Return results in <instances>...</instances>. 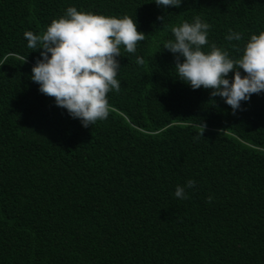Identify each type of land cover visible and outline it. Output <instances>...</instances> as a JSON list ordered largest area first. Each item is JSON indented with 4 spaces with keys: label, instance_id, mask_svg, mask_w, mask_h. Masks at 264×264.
Listing matches in <instances>:
<instances>
[{
    "label": "trees",
    "instance_id": "trees-1",
    "mask_svg": "<svg viewBox=\"0 0 264 264\" xmlns=\"http://www.w3.org/2000/svg\"><path fill=\"white\" fill-rule=\"evenodd\" d=\"M69 7L145 34L120 47V90L88 127L31 79L42 49L24 36ZM197 16L202 51L238 59L264 31V0H0V264H264V91L234 112L178 79L164 45Z\"/></svg>",
    "mask_w": 264,
    "mask_h": 264
},
{
    "label": "clouds",
    "instance_id": "clouds-1",
    "mask_svg": "<svg viewBox=\"0 0 264 264\" xmlns=\"http://www.w3.org/2000/svg\"><path fill=\"white\" fill-rule=\"evenodd\" d=\"M158 6L179 7L181 0H155ZM163 21L164 17H158ZM210 25L196 17L194 23L184 22L171 28L174 40H168L164 49L176 56L178 79L193 89H213V97L220 96L233 111L251 94L264 91V31L253 34L238 59L229 58L215 44L205 53L201 46L208 44ZM28 47L41 50L31 79L40 85V91L55 98L56 105L64 108L73 118H79L84 127L104 120L109 115L107 94L120 90L116 79L120 67L116 57L123 45L128 53H135L138 42L145 34L137 30L134 20L95 15L69 7L66 15L54 19L42 35L24 33ZM226 39L240 41V33H231ZM236 47V45H233ZM50 54V55H49ZM183 57V62L180 57ZM136 63L143 65L142 57ZM240 69L246 75H241ZM230 72L234 76L230 82ZM194 180L184 187L177 186L175 196L186 199L185 187L192 189ZM211 202L212 197H209Z\"/></svg>",
    "mask_w": 264,
    "mask_h": 264
}]
</instances>
